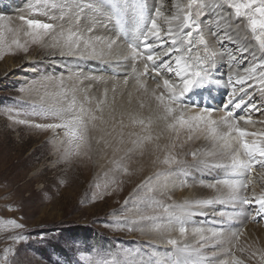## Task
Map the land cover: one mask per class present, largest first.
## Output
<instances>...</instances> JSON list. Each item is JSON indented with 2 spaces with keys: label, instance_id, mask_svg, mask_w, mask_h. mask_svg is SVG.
<instances>
[{
  "label": "bare ground",
  "instance_id": "6f19581e",
  "mask_svg": "<svg viewBox=\"0 0 264 264\" xmlns=\"http://www.w3.org/2000/svg\"><path fill=\"white\" fill-rule=\"evenodd\" d=\"M108 1L112 0H103V9L97 10V0H65L64 2L61 0L59 4L63 8L64 20L60 22L59 18L53 15L57 31L61 25L65 29L71 28L78 31L85 39H91L95 43L97 51L103 53L102 55L85 56L84 58H80L78 55H61V51L66 52V49L51 47L50 39L45 44L53 51L48 54L47 58L50 60L59 59L50 64L52 65L51 70H56L54 72L59 70V73L57 72L60 74L58 81L65 88L66 93L74 94L76 91L75 95L79 98L84 97V92L95 90L109 93L113 97L109 105H101L103 115L108 121L103 126L104 132L99 130L93 132L95 138L99 139L103 136L110 145L105 147L103 142L97 145L93 141V154L97 156L93 159V169L95 170L93 179L97 182L108 183L113 187V191L116 190V192L109 191L108 198L115 197L119 200L118 205L130 206L137 203V207H141L142 211L146 213L145 217L154 218L146 219L145 224H137L142 230L137 229L134 236L139 238V247L143 249L144 254L136 259L137 263L135 264H150L145 258L154 255L156 249L163 253L161 262H165V264H185L190 259L197 260V264H231L233 255L243 260L244 264H261L260 256L264 254V222H259V216L256 217L259 206L255 203L243 205L228 200V188L224 184L217 185L215 189L207 186L218 180L240 178L232 173L231 149L224 148L223 141L213 140L206 130L196 133L192 140H188L182 134L180 139L175 141L172 139L173 134L167 131L163 132L159 139H156L155 137L161 129L159 125L153 124L151 142H145L143 148L132 143L137 139V136L130 135V133H137L140 136L147 133L141 130L140 125H133L131 117L147 118L152 114V109L155 107L152 90L156 87L154 81L159 78H156L151 71L147 76H141L143 64L133 61L129 56L127 44L134 42V32L127 28L130 26L128 24L135 25L134 5L136 3H144L149 12H154L160 0H128V11L127 13L121 12L119 18L110 12ZM116 1L121 3V0ZM163 2L165 10H170L171 0H163ZM207 3L222 5L215 11L209 10L208 14L202 18L204 35L209 46L218 52L222 50V54L216 57L206 86L197 90L196 93L190 94L189 102L199 104L196 101L199 99L204 102L202 106L212 104L214 108L216 102L221 99L227 103L229 93L235 88L237 100L244 96L246 101H249L250 97L249 102L256 103L251 95V90L260 93L257 81L248 79L245 84H239L236 81L240 77L248 76V73L244 71L245 68L259 62L261 56L259 47L252 38L251 32L247 30L246 22L237 20L226 5L218 0H207ZM53 7L51 4V8ZM220 14L225 19L221 20L220 27L217 29L214 20L218 19ZM124 15L126 17H123ZM229 24H232L233 27H228ZM223 30L232 36V40L225 39L221 45L218 43L217 37L210 33ZM111 40H115L116 43L109 49L106 45ZM229 54L235 56L236 59L230 60ZM258 72L259 69H257ZM165 75L168 74L165 73ZM230 77L231 82H229ZM138 81L146 85L147 91L140 88ZM253 84L256 86H252ZM110 89H114L115 94L103 92ZM240 89H244V91H240ZM245 92L248 93V96H245ZM256 100L259 101L260 98L258 97ZM261 100H264V97L261 96ZM141 103L144 105L143 108L140 106ZM243 106L239 110L248 109ZM87 107L95 109V107ZM257 107L261 106L258 104ZM215 108L218 111L213 112L212 115L217 118L222 114V110L219 109V105ZM196 111V109L190 110L187 114H196ZM252 111L257 113L256 116H251L254 123L250 125L240 123L249 131H258L264 127L259 124L260 120H264V115L261 112ZM121 120L125 125L123 142H120L119 121ZM113 124H115V130H113ZM105 133H111V135H105ZM196 136L199 138L198 140ZM231 143L234 145L235 141H231ZM173 144L176 146L172 147ZM192 152L197 153L196 159L188 157ZM169 154L175 155L178 163L164 164L162 161ZM186 155L187 159L180 163L179 159ZM261 171L259 165H256L255 170L250 174L254 180L256 193L264 190ZM160 185H163V190L158 188ZM244 194L242 191L241 195ZM247 194L251 198V186ZM217 197L224 202L213 203L209 207L200 209L199 214L183 221L186 232L181 236L179 233L181 221L176 218L182 215L180 206L184 205L186 201ZM126 201L127 203H125ZM161 204L175 206L170 208L175 216L170 218L163 208L159 207ZM141 216L142 214L134 213V218H141ZM213 232L219 233V238L213 237ZM238 233H242V235L239 240H236L235 237ZM168 239H176L180 248L195 249L203 244L204 247L200 249L202 255L190 258L186 253L177 252L173 246L167 243ZM240 249H244V251L241 252ZM254 252L256 255H253ZM120 261L122 264H126L124 261ZM155 262L154 264H157Z\"/></svg>",
  "mask_w": 264,
  "mask_h": 264
},
{
  "label": "rangeland",
  "instance_id": "374dc122",
  "mask_svg": "<svg viewBox=\"0 0 264 264\" xmlns=\"http://www.w3.org/2000/svg\"><path fill=\"white\" fill-rule=\"evenodd\" d=\"M60 1L0 0V264H122L120 260L135 264L144 251L134 232L142 230L137 224H145L146 219L134 218V213L141 217L146 213L137 203L118 205L115 197L108 198L109 191L116 190L93 179V159L97 158L93 147L90 158L66 155L63 129L54 132L34 126L60 122L55 114L73 97L86 107H96L100 100L109 105L113 97L95 90L79 98L76 91L66 93L58 81L59 70H51L50 64L59 59L47 58L53 51L45 43L29 44L27 52L9 47L13 39H27L22 31L17 36L21 16L54 23L48 19L54 15L62 22ZM103 92L114 93L111 89ZM251 95L257 105L263 104L256 100L261 95L258 91L251 90ZM216 103L214 108L219 105L223 111L224 99ZM229 106L228 110H234ZM234 111L237 116L257 115ZM186 159L187 155L179 162ZM158 188L163 190V185ZM9 221L23 227L16 228ZM161 256L156 249L145 259L165 264Z\"/></svg>",
  "mask_w": 264,
  "mask_h": 264
},
{
  "label": "snow or ice",
  "instance_id": "6c2138e0",
  "mask_svg": "<svg viewBox=\"0 0 264 264\" xmlns=\"http://www.w3.org/2000/svg\"><path fill=\"white\" fill-rule=\"evenodd\" d=\"M223 4L232 11L237 20L246 22V28L251 32L252 38L256 41L261 53L258 63L244 69L248 76L240 77L236 82L245 84L248 79H255L260 94L264 97V0H223ZM103 6V0H97V10H102ZM221 6L219 3L210 5L207 0H171L170 10L166 11L163 0H160L154 12H149L144 3L138 2L134 5L136 22L134 42L127 44L129 56L133 61L143 64L141 76H147L151 71L159 79L154 81L156 87L152 90V98L155 101L152 114L147 118L131 117V123L140 125L141 130L147 134L140 136L137 133H130V135H136L137 139L133 140L132 143L139 148H143L145 142H151L153 139L151 133L153 124L159 125L161 129L155 137L156 139H159L160 135L167 131L173 134L172 139L175 141H178L182 134L188 140H192L196 133L206 130L213 140L223 141V147L231 149L232 173L234 176L240 177L233 180H218L215 183H209L207 186L215 189L219 184L226 185L228 200L243 205L255 203L259 206L256 215L264 217V190L256 193L254 180L250 175L255 170V166L259 165L260 170H262L261 179H264V127L258 131H249L248 128L241 126L240 122L243 121L245 125L253 124L254 121L251 115L237 116L234 110H228L229 105H233L234 109H240L244 105L249 111L255 110L264 115V105L257 107L256 103L249 102L250 97L249 101H246L244 96L237 100L235 88L229 93V99L223 105L224 110L217 118H214L212 114L218 109L210 106L200 107L198 103L189 102L191 100L190 94H194L197 90L206 86L215 59L222 54V50L218 52L215 48L209 46L202 26V18L208 14V11H215ZM108 7L119 18L121 12L127 13L128 0H123V3L112 0ZM43 14L47 15L46 12ZM0 19L3 18L0 17ZM19 19L22 24L16 30L17 36L22 31L23 36L27 39L23 42L19 38L13 39L9 47L14 46L16 49L27 52L29 44H42L50 39L52 41L51 47L66 49V52L61 51V55H78L80 58H84L85 56L103 54L97 51L95 43L91 39H85L78 31L71 28L65 29L61 25L59 31H57L55 23L43 22L24 16ZM48 19L53 20L55 18L49 16ZM60 19H63V16ZM224 19L225 17L220 14L219 18L214 20L217 29L220 27L221 20ZM228 27H233V25L229 24ZM9 31H12V29H9ZM88 31H91V29H88ZM210 34L216 36L218 43L221 45L225 39L232 40V36L226 30L215 31ZM2 37L3 32L0 31V38ZM97 39L99 40V38ZM115 43V40H111L106 46L111 49ZM165 57H168V59H165ZM229 59L235 60L236 57L229 54ZM257 69H259L258 73ZM165 73L168 75H165ZM229 82H231V77ZM138 83L140 88L147 91L144 83L140 81ZM240 91H244V89H240ZM106 95L107 93H105ZM245 96H248L247 92H245ZM85 101H88L87 97H85ZM104 103V100H100L95 109H90L85 106V103H78L76 98L73 97L62 112L55 114L60 122L36 124L34 126L38 129L54 132L63 129L68 142L65 154L89 156L90 158L89 154L92 151L93 141L97 145L103 142L105 147L110 146L103 136L99 139L93 136L94 131L104 132L103 126L108 123L101 107ZM140 106L143 108V103ZM192 109L197 110L196 114L188 115L187 113ZM97 113H100V115H97ZM18 122L25 123V121ZM119 124L121 128L120 142H123V128L125 125L122 120L119 121ZM259 124L264 126V120H260ZM113 130H115V124H113ZM105 135H111V133H105ZM249 137L252 139L249 140ZM231 141H235V144L233 145ZM63 142L62 140L61 143ZM175 146V144L172 145V147ZM191 155L193 159L197 158L196 152H192ZM162 162L166 165H172L178 163V160L175 155L169 154L164 157ZM250 186L252 187L251 198L247 194ZM242 191L245 193L244 195H241ZM223 202L224 200L219 197L186 201L184 205L180 206L182 215L176 217L181 221L180 235L183 236L186 232L183 223L185 219L199 214L200 209L209 207L213 203ZM159 207H162L170 218L175 216V213L170 210L175 206L161 204ZM141 219L154 218L141 217ZM8 223L16 228L23 227L16 224L15 221H9ZM240 235L242 233L236 234V240H239ZM219 236V233L213 232V237L219 238ZM167 243L173 246V249L177 252L186 253L190 258L193 256L200 257L202 255L200 249L204 247L203 244H200L195 249L180 248L176 239H168ZM240 251L243 252L244 249H240ZM253 255H256V253L254 252ZM260 260L261 264H264V254H261ZM185 264H197V260L190 259ZM231 264H244V262L233 255Z\"/></svg>",
  "mask_w": 264,
  "mask_h": 264
}]
</instances>
